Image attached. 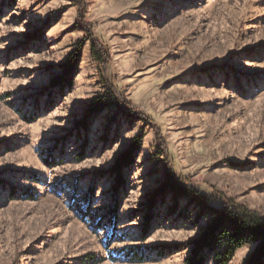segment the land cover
I'll list each match as a JSON object with an SVG mask.
<instances>
[{
	"label": "rangeland",
	"instance_id": "1",
	"mask_svg": "<svg viewBox=\"0 0 264 264\" xmlns=\"http://www.w3.org/2000/svg\"><path fill=\"white\" fill-rule=\"evenodd\" d=\"M166 171L264 218V0H0V264H184L207 220L150 207Z\"/></svg>",
	"mask_w": 264,
	"mask_h": 264
},
{
	"label": "trees",
	"instance_id": "2",
	"mask_svg": "<svg viewBox=\"0 0 264 264\" xmlns=\"http://www.w3.org/2000/svg\"><path fill=\"white\" fill-rule=\"evenodd\" d=\"M82 12V8L79 7L78 20L80 21ZM86 30L87 38L90 39V52L93 60L100 65L107 64L108 55L102 45L91 37L88 29ZM81 45L80 42L75 45L68 60L60 67L63 74L52 81L54 86L62 87L63 84H70L68 74L79 62ZM112 96L115 108L126 114L125 103L119 100V96L115 92L112 93ZM103 106V103L92 101L86 111V116L101 111ZM139 138L140 136L135 138L129 148L116 158L110 171L118 185V188L115 189L116 193L122 185V171L134 161L141 142V138ZM159 138V134H157V139L159 140ZM159 145L162 154H164L162 144ZM157 202L168 205L167 214L169 215L174 214L180 204L185 202L184 206L178 210L179 218L190 219L189 212H194V222L207 220L199 237L183 245V247L191 248V253L185 258L184 264H205L207 260L213 264H227L234 257L236 251L246 244H252L255 247L241 264H264V218L259 214L235 204L222 195H204L193 187L180 182L168 171L165 172L164 179L156 191L149 196L150 207ZM116 212L117 208L113 207L109 213L112 219L116 218ZM150 217L151 215L149 219ZM177 247L178 245L174 248ZM169 248L171 247L164 246V249Z\"/></svg>",
	"mask_w": 264,
	"mask_h": 264
}]
</instances>
